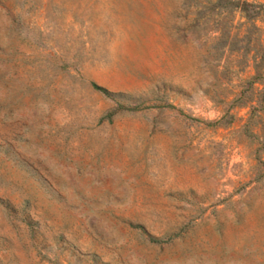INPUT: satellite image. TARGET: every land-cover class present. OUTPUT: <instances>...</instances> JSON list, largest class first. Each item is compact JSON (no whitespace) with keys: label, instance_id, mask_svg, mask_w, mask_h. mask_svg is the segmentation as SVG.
<instances>
[{"label":"rangeland","instance_id":"rangeland-1","mask_svg":"<svg viewBox=\"0 0 264 264\" xmlns=\"http://www.w3.org/2000/svg\"><path fill=\"white\" fill-rule=\"evenodd\" d=\"M0 264H264V0H0Z\"/></svg>","mask_w":264,"mask_h":264}]
</instances>
